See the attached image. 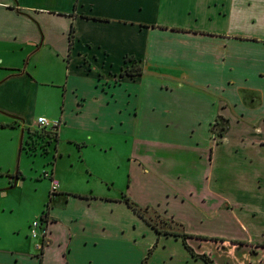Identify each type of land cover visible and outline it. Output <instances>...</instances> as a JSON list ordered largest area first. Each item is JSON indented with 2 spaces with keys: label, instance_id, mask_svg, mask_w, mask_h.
Listing matches in <instances>:
<instances>
[{
  "label": "crops",
  "instance_id": "crops-1",
  "mask_svg": "<svg viewBox=\"0 0 264 264\" xmlns=\"http://www.w3.org/2000/svg\"><path fill=\"white\" fill-rule=\"evenodd\" d=\"M237 23L264 30V0H0V125L23 150L38 116L62 121L45 154L57 191L35 218L47 211L50 234L41 250L32 222L15 229L0 264H207L181 234L215 264H264V136L222 141L228 110L264 117V86L237 85L264 77V35H234ZM135 62L142 73L125 74ZM120 170L128 186L111 192L101 171Z\"/></svg>",
  "mask_w": 264,
  "mask_h": 264
},
{
  "label": "rangeland",
  "instance_id": "rangeland-1",
  "mask_svg": "<svg viewBox=\"0 0 264 264\" xmlns=\"http://www.w3.org/2000/svg\"><path fill=\"white\" fill-rule=\"evenodd\" d=\"M237 27V28H236ZM235 28V29H234ZM232 33L235 35L241 36L245 33H255L256 35H264V30L261 28L253 27L251 25H245L243 23H237L233 25ZM238 53L241 56H248L249 54L252 56L251 52L248 49H239ZM258 55V54H255ZM263 57V54H260ZM241 69H239V74L245 70L244 64L239 63ZM264 77L258 76L256 80L254 78H249L247 81L239 80L237 85L244 84L247 87H259L261 88L264 86ZM241 87V86H240ZM244 88H241L238 91V95L242 96L243 98L247 99L246 101L250 105L252 100L258 98L255 93L252 94ZM255 101V100H254ZM258 102V101H257ZM258 106V105H257ZM236 109H231L229 112L228 118L231 119V129L230 132L227 134L226 138H222V141L225 142L228 137L230 139H236L231 142L246 140L249 137L254 136H264V117H254L249 118L245 117V119H241L239 117L233 116ZM246 113V112H245ZM255 113L260 114L259 111ZM259 118V119H258ZM255 122V123H254ZM225 128V133L228 129V120L225 117H220L219 121L214 126V135H216V141H221L219 136V132L222 131V128ZM36 134L40 132L37 130V127L33 130ZM20 132L21 130L16 127L11 126H2L0 125V236L3 237V240L0 241V245H6L7 240L12 238L14 232H19L15 229H24L27 226L28 222H33L36 218V215L39 212H42L45 207L49 205V197L51 192V179L46 176L47 171H51L53 169V165L50 164L51 162H57V159H54V152L51 153H44V151L39 148L36 149L35 153H31L28 148L24 147L23 150L20 148ZM46 135H44L45 137ZM225 137V136H224ZM27 141V140H26ZM26 146V144H24ZM228 148V146L226 147ZM123 152L129 151L128 143L122 146ZM228 149L222 148L219 151L220 158H223ZM107 161L110 165H112L111 160L109 157L106 156ZM245 174L246 169H242ZM101 175L103 176H114L116 178V186L114 190L111 192H122V189H125L128 186V176L127 173L123 171L118 172H102ZM16 176L20 177V182L16 184L17 180L14 178ZM13 177V178H12ZM245 178L246 175H245ZM175 184V183H174ZM162 189L163 184H158L153 186L151 191L155 192V195L159 199L162 198ZM223 192H229L230 187L229 184H224L222 186ZM141 194H146L143 190L139 191ZM152 192V194H154ZM221 195V194H220ZM230 195V193H229ZM245 196L247 202L251 203L255 201L254 199H250L249 195H242ZM240 198V196L238 197ZM160 201V200H159ZM162 201V199H161ZM160 201V202H161ZM215 205L218 206L219 202H213ZM225 203V202H224ZM4 210V211H3ZM148 217L152 223H154L157 227H162L163 229L168 230V226H164L163 222H165V217L159 215L158 212L154 210L147 211ZM220 223L210 224L211 226H215ZM193 225H199L197 222L193 223ZM204 226V225H203ZM208 226V229L212 227ZM169 229H177V227L172 226ZM21 232V231H20ZM30 232V229L28 230Z\"/></svg>",
  "mask_w": 264,
  "mask_h": 264
},
{
  "label": "trees",
  "instance_id": "trees-1",
  "mask_svg": "<svg viewBox=\"0 0 264 264\" xmlns=\"http://www.w3.org/2000/svg\"><path fill=\"white\" fill-rule=\"evenodd\" d=\"M73 32H74V27H72L71 29V47H72V44H73ZM135 68H132V69H127L125 71V74H128V75H139L142 73V68L140 66L139 63L135 62ZM134 66V65H133ZM124 74V72H123ZM225 128H222V131L219 132V136L223 137L225 135ZM40 133L39 134H36L34 131H29V135H28V138H27V141L25 142L26 146L24 145V147L28 148V150L31 152V153H35L36 152V149L37 147L39 146V148H41L44 153H47L48 151V146L50 144H54L58 141V132L59 131H46V130H41V129H37ZM214 130V128H213ZM44 135H46L44 137ZM127 203L128 205L134 209L135 212H137L138 214L144 216V214L149 211L147 208L144 209L140 206H138L137 204H135L133 201H130L128 198H127ZM47 211L45 213H43V215L41 216L42 219H45L47 218ZM164 226H169V224L166 222L163 223ZM156 226V225H155ZM171 234V233H169ZM177 237H181L184 241V244L186 246V248L193 254V256L195 257H198V258H201L203 259L207 264H215L214 261L206 254H202V255H196L194 250L188 245L187 243V240L190 238L189 235L187 234H181V235H175Z\"/></svg>",
  "mask_w": 264,
  "mask_h": 264
},
{
  "label": "built area",
  "instance_id": "built-area-1",
  "mask_svg": "<svg viewBox=\"0 0 264 264\" xmlns=\"http://www.w3.org/2000/svg\"><path fill=\"white\" fill-rule=\"evenodd\" d=\"M62 125V121L60 119H52L47 116H38L37 118V129L46 130V131H59ZM46 176L51 178V191L55 193L57 191V182L54 178H52L51 172H46ZM50 225L51 221L49 218L42 219L41 217L35 219L30 225V236L34 240H39L40 243L38 245L39 249H43L46 239L50 234Z\"/></svg>",
  "mask_w": 264,
  "mask_h": 264
}]
</instances>
